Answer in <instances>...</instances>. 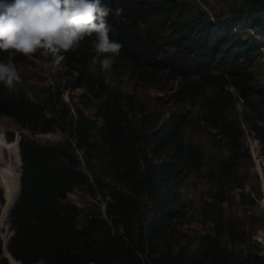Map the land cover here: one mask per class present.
<instances>
[{
  "label": "trees",
  "instance_id": "1",
  "mask_svg": "<svg viewBox=\"0 0 264 264\" xmlns=\"http://www.w3.org/2000/svg\"><path fill=\"white\" fill-rule=\"evenodd\" d=\"M101 4L112 9L110 38L123 45L112 59L125 60L156 99L188 106L149 110L99 65L90 71L92 38L64 54L52 84L0 82V115L24 130L0 135V224L8 217L12 231L0 237V264H264L258 242L222 211L235 187L245 207L264 196L259 182L251 193L236 178L240 160L251 162L242 124L264 157V78L247 72L264 45V0H230L211 14L200 0ZM30 57L52 62L41 51ZM23 58L0 51V62ZM192 128L209 135L213 152L186 137ZM53 131L62 139L34 136ZM190 174L206 181L197 212L212 225L193 235L179 191ZM10 184L16 194L2 210ZM76 188L98 194L104 211L68 203Z\"/></svg>",
  "mask_w": 264,
  "mask_h": 264
},
{
  "label": "rangeland",
  "instance_id": "2",
  "mask_svg": "<svg viewBox=\"0 0 264 264\" xmlns=\"http://www.w3.org/2000/svg\"><path fill=\"white\" fill-rule=\"evenodd\" d=\"M230 0H200L201 6L207 12L209 8V14L214 13L217 9H223L227 2ZM207 12V13H208ZM256 58L249 66L247 72L248 74H255L258 78H264V45L259 48ZM113 63L110 70L107 71L109 79L123 92L132 94L138 100L144 102L145 106L149 110H159L168 114L171 111H181L188 104L179 103L172 98H166L164 95L162 97L165 99H156L160 92H158L151 85L143 82L138 77L135 70L122 59H112ZM18 72L21 75V79L25 82H31L36 87L46 84H52L54 80L53 74L56 72L58 67L54 66L52 62L45 61L39 58H32L30 56H25L22 63L15 65ZM59 82L63 84V79L61 76H57ZM242 76L241 78H243ZM231 89V88H230ZM81 88L77 87L70 91L73 95L79 93ZM67 90L63 92V97L68 99ZM236 107L238 110L241 109V103L236 102ZM132 110H129L131 113ZM205 124V123H203ZM244 128V133L242 136V144L248 150L250 155V161L241 159L240 165L237 172V180L243 183L244 191H251V187L259 182L260 191L264 190V175L262 171V166L264 165V157L259 152V143L257 139L246 129L245 125L242 124ZM10 131L11 134L24 132L23 129L14 124V122L7 116L0 115V135L6 140L5 133ZM186 137L190 138L192 141L199 144V146L205 152H213L209 144V135L206 132L198 131L196 128L188 129L186 131ZM39 141H58L62 139L61 134L58 131L48 132V133H37L34 135ZM18 178V173L15 172ZM14 178L15 175L13 174ZM244 177V178H243ZM242 179V180H241ZM17 182V180H16ZM7 184V183H6ZM206 187V181L203 177L199 175L195 176L193 174L188 175L182 181L179 191L181 198L183 200L189 201V209L186 220L183 223V229L187 230L189 234L202 233L205 231L212 230V225L210 221L201 220L200 215L197 212L198 209V199L200 194L204 191ZM240 188L235 187L232 190L233 199L228 202L225 201L222 204V211L225 217H230L234 221L242 223L246 233L253 240L257 241L261 247V252L264 253V196L257 198L255 203L250 207H245L238 202V191ZM9 190V187H8ZM2 192L6 193L1 189ZM76 191V192H74ZM71 192L67 196V202L76 205L77 207H85L93 204H98L101 211L104 210L103 202L100 201L98 194H85L77 189ZM91 195V196H89ZM3 197V196H2ZM7 218H5L2 225L0 224V237H4L5 233H11L12 231L8 228ZM251 218H256L257 220H252Z\"/></svg>",
  "mask_w": 264,
  "mask_h": 264
},
{
  "label": "clouds",
  "instance_id": "3",
  "mask_svg": "<svg viewBox=\"0 0 264 264\" xmlns=\"http://www.w3.org/2000/svg\"><path fill=\"white\" fill-rule=\"evenodd\" d=\"M111 12L101 0H0V51L24 56L41 51L59 67L65 53L92 38L95 55L89 70L95 72L99 65L108 71L123 47L110 38ZM20 81L14 63L0 62V82L6 88L13 90Z\"/></svg>",
  "mask_w": 264,
  "mask_h": 264
},
{
  "label": "bare ground",
  "instance_id": "4",
  "mask_svg": "<svg viewBox=\"0 0 264 264\" xmlns=\"http://www.w3.org/2000/svg\"><path fill=\"white\" fill-rule=\"evenodd\" d=\"M3 168V167H2ZM3 170H5V169H3ZM16 194V189H15V187L13 186V184H10L9 185V190H8V200H6V202H5V204H4V206H3V208H2V210L5 208V209H7L9 206H11V204H12V202H13V199H14V197H15V194ZM77 193V192H76ZM14 196V197H13ZM13 198V199H12ZM12 199V201L9 203V204H7V201H9V200H11ZM103 208H104V206H103ZM1 210V211H2ZM104 211V210H103ZM4 238V237H3ZM264 243V242H263Z\"/></svg>",
  "mask_w": 264,
  "mask_h": 264
},
{
  "label": "water",
  "instance_id": "5",
  "mask_svg": "<svg viewBox=\"0 0 264 264\" xmlns=\"http://www.w3.org/2000/svg\"><path fill=\"white\" fill-rule=\"evenodd\" d=\"M19 193V192H18ZM17 196H18V194H17ZM17 198V197H16ZM16 200V199H15ZM14 203H15V201H14ZM14 203H13V205H14ZM13 207V206H12ZM12 235V232L11 233H8V239H7V241L9 240V238H10V236ZM7 243V242H6ZM14 259V258H13ZM19 264H22V263H20L18 260H16ZM36 264H42V263H36Z\"/></svg>",
  "mask_w": 264,
  "mask_h": 264
},
{
  "label": "built area",
  "instance_id": "6",
  "mask_svg": "<svg viewBox=\"0 0 264 264\" xmlns=\"http://www.w3.org/2000/svg\"><path fill=\"white\" fill-rule=\"evenodd\" d=\"M207 10L209 11V8Z\"/></svg>",
  "mask_w": 264,
  "mask_h": 264
}]
</instances>
